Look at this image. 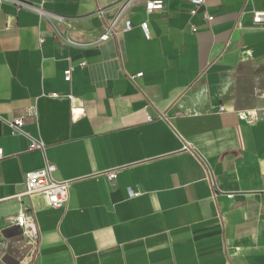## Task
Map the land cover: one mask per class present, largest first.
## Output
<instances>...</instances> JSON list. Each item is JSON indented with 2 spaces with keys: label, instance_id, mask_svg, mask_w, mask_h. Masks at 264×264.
<instances>
[{
  "label": "crops",
  "instance_id": "obj_1",
  "mask_svg": "<svg viewBox=\"0 0 264 264\" xmlns=\"http://www.w3.org/2000/svg\"><path fill=\"white\" fill-rule=\"evenodd\" d=\"M21 1L48 15L0 4V264L22 209L26 264H264V0H141L105 41L122 0ZM47 164L64 209L19 197Z\"/></svg>",
  "mask_w": 264,
  "mask_h": 264
},
{
  "label": "built area",
  "instance_id": "obj_2",
  "mask_svg": "<svg viewBox=\"0 0 264 264\" xmlns=\"http://www.w3.org/2000/svg\"><path fill=\"white\" fill-rule=\"evenodd\" d=\"M141 0H122L118 13L103 35L100 37V41L107 40L116 28L123 23V29L125 31H130L133 28V22L129 17L131 8ZM145 5V11L147 14H152L164 10L165 1L164 0H142ZM191 5L190 13L192 16L198 15L200 8L205 4L206 0H189ZM9 3L15 5L19 9H24L36 13L42 17L48 15L47 11L40 5L30 4L21 0H0V4ZM204 19L207 21H212L213 16L204 14ZM253 22L256 26H264V12H254ZM142 32L147 40L152 38L148 21H143L140 25ZM193 31H197L196 27H193ZM43 43V39L40 40ZM86 65L85 62L81 63V67ZM73 68H69L65 71V80L70 82L72 79ZM142 74L136 77H141ZM135 78V77H133ZM31 115V113H30ZM86 115L84 106L75 105L71 109V119L77 121ZM148 120H152L151 117ZM10 125L13 127L16 133H22V127L24 126L23 118L14 119ZM43 144L39 142H34L30 145V150L42 149ZM184 150H189L188 146L184 147ZM57 172V167L53 164H47L44 168L34 171H29L24 177V191L19 195L20 198L23 197H33L36 195H43L49 205L53 209H64L69 201V191L73 184L70 180H57L55 178V173ZM107 179L113 182L117 178L116 171H109L106 173ZM214 191L217 193V188L214 187ZM228 197H232L231 194ZM13 223L19 226L23 231V236L26 245L31 247L27 255L33 250L34 246L38 242V229L34 222L32 215L22 209L18 215L11 219ZM6 247V245H4ZM26 255V256H27ZM26 258V257H25ZM25 258L19 264H26ZM1 263V261H0Z\"/></svg>",
  "mask_w": 264,
  "mask_h": 264
},
{
  "label": "water",
  "instance_id": "obj_3",
  "mask_svg": "<svg viewBox=\"0 0 264 264\" xmlns=\"http://www.w3.org/2000/svg\"><path fill=\"white\" fill-rule=\"evenodd\" d=\"M2 235L7 242L2 261L5 264H19L31 249L25 243L22 229L19 226H13L4 230Z\"/></svg>",
  "mask_w": 264,
  "mask_h": 264
}]
</instances>
